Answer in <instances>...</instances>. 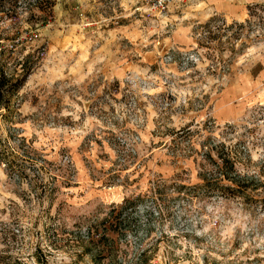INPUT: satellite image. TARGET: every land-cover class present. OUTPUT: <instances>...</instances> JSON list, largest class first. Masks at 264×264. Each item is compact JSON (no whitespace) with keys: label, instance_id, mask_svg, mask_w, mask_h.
Segmentation results:
<instances>
[{"label":"rangeland","instance_id":"374dc122","mask_svg":"<svg viewBox=\"0 0 264 264\" xmlns=\"http://www.w3.org/2000/svg\"><path fill=\"white\" fill-rule=\"evenodd\" d=\"M0 72V138L40 154L0 165L14 264H264V0H0ZM219 144L245 197L199 187Z\"/></svg>","mask_w":264,"mask_h":264},{"label":"trees","instance_id":"16d2710c","mask_svg":"<svg viewBox=\"0 0 264 264\" xmlns=\"http://www.w3.org/2000/svg\"><path fill=\"white\" fill-rule=\"evenodd\" d=\"M213 20L214 18L210 19V21L206 22L205 25H209L210 22H213ZM24 81V78L21 80L11 79L3 72H0L1 118H8V116L4 115V112L5 110L10 112L12 104L11 98L23 85ZM237 152L238 151L236 149H229L224 144H219L218 146L209 148L205 153V164L201 167L199 172V178L202 182L199 187H202L205 192L212 194L217 193L225 197H245L248 194V191L252 189V187H249L248 185L249 180H252V176L244 174L238 170L237 163L239 160H237ZM38 157H40V154L32 146L25 144L23 137L20 142L16 144L15 148L9 146L7 143H4V141L0 138V165H3L9 176H15L20 180L29 178L27 171L31 170L34 173L38 169L36 166V159ZM41 160L44 164L50 163L45 158H41ZM42 164L40 165L41 168L44 166ZM40 167L39 169H41ZM39 172L40 171H36V173H34L36 174V177ZM55 177L56 176L54 175L53 178ZM60 177L63 178L64 175ZM155 191L160 194L159 189H156ZM179 191L180 190H178V192ZM130 201V198H125L123 202L118 205V209H124L127 207V204H130ZM118 229L111 223L109 224V231L116 233L118 236L123 235V233ZM108 233L110 232L100 234L96 241L112 238L110 236L111 234ZM91 239L93 240L94 238ZM0 264H14V262L11 261V258L0 252Z\"/></svg>","mask_w":264,"mask_h":264}]
</instances>
